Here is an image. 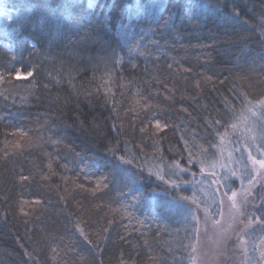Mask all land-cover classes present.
<instances>
[{
    "label": "trees",
    "instance_id": "16d2710c",
    "mask_svg": "<svg viewBox=\"0 0 264 264\" xmlns=\"http://www.w3.org/2000/svg\"><path fill=\"white\" fill-rule=\"evenodd\" d=\"M154 2L0 0V264H243L264 184L227 236L200 215L197 238L148 169L187 166L185 141L211 156L226 107L264 98V0H164L168 27Z\"/></svg>",
    "mask_w": 264,
    "mask_h": 264
},
{
    "label": "snow or ice",
    "instance_id": "6c2138e0",
    "mask_svg": "<svg viewBox=\"0 0 264 264\" xmlns=\"http://www.w3.org/2000/svg\"><path fill=\"white\" fill-rule=\"evenodd\" d=\"M92 6V0H90V7ZM148 7L151 9L149 14L155 23L163 20L165 27L170 25L171 16L168 19L163 17V12L167 10L164 0H156ZM135 8L136 15H139L140 10L145 6L136 5ZM131 9L132 6H128L121 10L127 15L129 21L133 18ZM237 15L239 14L237 13ZM120 27L127 37L131 23L124 24L122 21ZM12 31L15 32L16 29L13 28ZM146 36L147 33H144L141 39ZM26 44V41H19L20 48H24ZM129 50L139 51V42L135 46H130ZM140 54L143 55V52ZM115 63H120L119 57L116 58ZM29 77H33L32 71L27 72L26 75H22L20 72L15 74V79L18 80ZM2 79L3 75H0V80ZM226 111L230 113V118L227 121L222 119L215 121V142L209 144V148L214 150L211 159L208 148L195 142L189 147L188 142L185 141V151L188 152L187 166L180 160H173L168 165L167 173L164 172L163 168L156 171L148 169L150 176L154 175L156 179L168 184L178 193L187 191V188H181L182 184L191 187V195H180L178 200L174 198V202L184 214L185 220L191 217L197 238L201 223L199 212L204 213L205 225L211 222L213 227L221 228V236H227L237 218L245 215L244 209L249 198L253 197L252 189L257 184H264V98L253 101L245 94L239 111L234 106L226 107ZM153 127L162 130L166 125L162 126L160 121L156 120ZM220 128H223L224 131L221 132ZM143 130L141 129V131ZM119 159L124 164H133V159L123 156ZM197 166L199 173L192 170ZM185 175L188 177L187 179L183 178ZM128 178L133 184L136 183L131 176ZM236 180L240 182L238 189L233 187ZM100 186V182H97V189ZM136 190L139 191L138 188ZM261 206L264 207V202ZM225 209H227V214L232 221L227 228H224L222 223L225 217ZM217 217L219 218L217 219ZM254 225L264 231V215L256 216L253 214L248 216L244 227L234 234L238 240V248L246 257V264H264V235L260 236L259 242L252 244V251L258 254V259L252 260L248 256L250 241L247 235L249 231H255ZM192 247L195 251V246L192 245Z\"/></svg>",
    "mask_w": 264,
    "mask_h": 264
},
{
    "label": "rangeland",
    "instance_id": "374dc122",
    "mask_svg": "<svg viewBox=\"0 0 264 264\" xmlns=\"http://www.w3.org/2000/svg\"><path fill=\"white\" fill-rule=\"evenodd\" d=\"M9 17V15H8V13L4 10V9H1V11H0V17ZM233 139H235V138H233ZM214 151V150H213ZM213 151L211 152V156H209V158L211 159L212 158V153H213ZM164 169V172L165 173H167L168 172V167L167 168H163ZM194 171V170H193ZM197 173H199V167H198V169L197 170H195ZM174 179H178L177 177H173ZM184 179H187L188 177L185 175L184 177H183ZM197 178H199V177H197ZM235 185H233V187L234 188H240V182L238 181V180H236L235 181V183H234ZM245 184H246V182H245ZM181 188L182 189H184V188H187V191H181V192H176V191H174V193H170V192H168V193H170V194H167V196H169V198L170 199H172V198H176V200H178L179 199V196L180 195H191V187L190 186H187V185H181ZM256 191H259V189L257 188V185L252 189V192H253V195L254 196H256V194H255V192ZM262 192H263V194H264V189H262ZM173 195H175V197H173ZM251 199V197L249 198V200ZM256 199V198H255ZM255 199H253L254 201H255ZM252 200V201H253ZM257 200V199H256ZM174 204H176L174 201H172ZM261 202V205H262V202L263 201H260ZM181 203H183L182 201H181ZM167 210H170L171 208H169L168 206H167V208H166ZM198 215H199V217H200V215L201 216H203L204 217V213L201 211V212H199L198 213ZM256 216H262V215H264V211H263V208H261L259 211H258V213L257 214H255ZM225 217H226V213H225ZM224 217V218H225ZM180 218L181 219H183V220H185L184 219V214L182 213V212H180ZM219 217H217V219H218ZM201 220V219H200ZM188 222H193L192 220H191V217H189L188 218V220H187ZM188 222H187V224H188ZM201 222H202V220H201ZM203 223V226L205 225V223H204V221L202 222ZM210 223V222H209ZM222 223H223V225H224V223H226V221H225V219L222 221ZM200 226H201V223H200ZM254 228H255V231H249L248 232V235H247V238L249 239V241H250V245H249V253H248V256L249 257H251L252 258V260H256V259H258V254H256V253H253V251H252V244L253 243H257V242H259V238H260V236H262V235H264V231H262L259 227H257V226H253ZM204 229H205V227H204ZM206 230V229H205ZM262 231V232H261ZM259 232H261L262 233V235H258V233ZM206 236H208V237H210L211 236V234L210 233H206L205 234ZM206 236H204V237H206ZM207 238V237H206ZM237 243H238V240H237ZM240 250V249H239ZM240 254L242 255V262H243V264H246V257H245V255H244V253L240 250Z\"/></svg>",
    "mask_w": 264,
    "mask_h": 264
}]
</instances>
